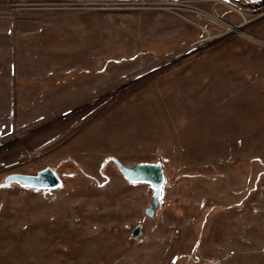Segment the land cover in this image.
Returning a JSON list of instances; mask_svg holds the SVG:
<instances>
[{
    "label": "rangeland",
    "instance_id": "1",
    "mask_svg": "<svg viewBox=\"0 0 264 264\" xmlns=\"http://www.w3.org/2000/svg\"><path fill=\"white\" fill-rule=\"evenodd\" d=\"M246 1L0 0V264H264V45L204 13L264 40Z\"/></svg>",
    "mask_w": 264,
    "mask_h": 264
},
{
    "label": "water",
    "instance_id": "2",
    "mask_svg": "<svg viewBox=\"0 0 264 264\" xmlns=\"http://www.w3.org/2000/svg\"><path fill=\"white\" fill-rule=\"evenodd\" d=\"M259 1V0H254ZM242 23H246L244 18ZM239 26V25H238ZM121 174L132 182H146L154 186V191L149 205L145 209V213L151 219L155 218V210L159 204V198L162 197L163 186L165 185L166 177L164 167L161 162L156 163H137L134 165L123 164L116 157H109ZM18 181L23 185H29L42 189H56L59 186L60 179L56 172L51 167H45L37 174H21L14 173L7 177L6 183ZM141 225L136 227L135 235L140 232Z\"/></svg>",
    "mask_w": 264,
    "mask_h": 264
},
{
    "label": "crops",
    "instance_id": "3",
    "mask_svg": "<svg viewBox=\"0 0 264 264\" xmlns=\"http://www.w3.org/2000/svg\"><path fill=\"white\" fill-rule=\"evenodd\" d=\"M4 26H5V23H3V25L1 24V26H0V32H3V33H0V36H9L10 33L13 32V31H10V29H9V23L7 24V27L4 28ZM10 51H12L11 54H12V58L14 59L15 58L14 57L15 47L13 49H11L10 45H5V44L1 45L0 44V52L3 53V52H10ZM12 58L9 54L7 57H5L4 60L0 59V75L7 76L12 71V74H15L16 77L21 78V74L18 70L19 67H21V66H20V64L17 63L16 59L14 61V60H12ZM55 73H56V71H54L53 69H49L46 71L47 76L54 75ZM0 84H3V83L0 82ZM45 97H47V95ZM45 97H44L43 91H41V92H38L37 96L31 97V98L28 97V98H29V100H31L32 98L42 100V99H45ZM24 98H26V96ZM30 106H31L30 104L23 105L24 108H30Z\"/></svg>",
    "mask_w": 264,
    "mask_h": 264
},
{
    "label": "bare ground",
    "instance_id": "4",
    "mask_svg": "<svg viewBox=\"0 0 264 264\" xmlns=\"http://www.w3.org/2000/svg\"><path fill=\"white\" fill-rule=\"evenodd\" d=\"M205 15H207L208 17L212 18L213 20H216L222 24H224L226 27H227V30L225 33H229V32H237V33H240L242 35H244L245 37H248L249 39L253 40V41H256L259 45H264V40L263 39H260V38H257L251 34H249L248 32H246L244 30V27L246 23L250 22L249 20H246V23H242V24H237V25H232L226 21H224L222 18H220L218 15H216L215 13H212V12H207L205 11L204 12ZM239 25V26H238ZM262 43V44H261Z\"/></svg>",
    "mask_w": 264,
    "mask_h": 264
},
{
    "label": "built area",
    "instance_id": "5",
    "mask_svg": "<svg viewBox=\"0 0 264 264\" xmlns=\"http://www.w3.org/2000/svg\"><path fill=\"white\" fill-rule=\"evenodd\" d=\"M246 3H252V4H255L256 7H257V10L258 12L254 15V17L252 18L253 20L254 19H257L261 16H264V0H259V1H254V0H251V1H246ZM245 18V17H244ZM243 18V19H244ZM165 199L163 197H160L159 198V204H158V207L157 209H159L160 207H163L165 205ZM156 209V210H157ZM156 210H155V213H156Z\"/></svg>",
    "mask_w": 264,
    "mask_h": 264
}]
</instances>
